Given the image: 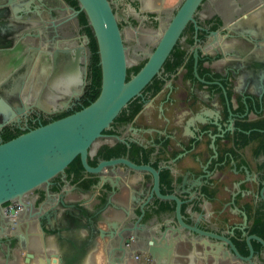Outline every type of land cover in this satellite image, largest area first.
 <instances>
[{"label":"flooded vegetation","instance_id":"af4514ba","mask_svg":"<svg viewBox=\"0 0 264 264\" xmlns=\"http://www.w3.org/2000/svg\"><path fill=\"white\" fill-rule=\"evenodd\" d=\"M109 2L135 59L128 79L184 0ZM81 12L72 0H0V143L80 108L100 88L96 40ZM46 47L63 60L67 91L55 93L71 96L68 107L29 93L33 58ZM103 133L88 149L99 171L78 155L81 167L65 168L68 183L51 179L52 215L81 206L95 226L119 232L114 245L139 264H154L151 247L163 248L168 264H264V0H199L159 70ZM144 166L157 171L158 193ZM45 199L37 188L24 203L0 204V264L41 257ZM96 246L106 256L107 240Z\"/></svg>","mask_w":264,"mask_h":264},{"label":"water","instance_id":"95a60500","mask_svg":"<svg viewBox=\"0 0 264 264\" xmlns=\"http://www.w3.org/2000/svg\"><path fill=\"white\" fill-rule=\"evenodd\" d=\"M76 1L79 10L85 13L96 40L100 65L99 92L93 100H89L80 108L73 109L66 115L49 120L0 143V204L10 199L24 203V198L28 192L43 188L46 195L45 204L48 205L45 211V220L48 223L42 227L44 234L58 237L60 235L59 229L63 227L60 219L74 215V217L81 219L77 225L87 230L88 244L92 246L93 252L98 251L97 240L103 244L107 240L110 246L109 249L105 250L108 261L110 264H120L130 255L129 250L121 251L119 246L114 245L116 238H120V233L116 232L114 228L105 230L95 226L88 212H85L81 206L78 207V204L85 202L86 199L74 200L68 204L72 207H78L80 212L65 209L58 217L52 215V211L56 209L52 204L51 197H55V194L50 190L49 184L57 174L65 177L66 166L77 155L80 156L87 171L100 170L103 162L97 167H92L88 163L90 145L98 137L103 136V130L111 126V122L119 111L127 105V102L134 95L140 93L144 85L159 70L199 0H184L176 15L165 28L156 48L149 53L147 61L128 79H126V72L129 61L126 47L117 23V17L109 0ZM60 56L57 49L51 50L46 47L40 50L36 58H33L32 68L27 77L32 100L37 99L41 93H46L49 97L58 99V103L62 107H68L67 103L71 96L68 94L65 99H60L55 93L59 91L60 87L63 88L61 93L63 91L66 94L67 91L66 80L59 79L60 65H64L63 60L59 59ZM39 104L40 102L36 105L39 106ZM144 168L155 175L154 189L158 193L157 171L149 166H144ZM102 179L105 178L102 177ZM64 181L68 183L66 179ZM60 195H63V192H60ZM83 219L85 221H82ZM37 236L39 239L40 235ZM56 237L46 244L48 248L52 249L46 258L48 264L50 256L57 257L59 255V261L63 260L61 257L63 254L60 255L54 251L57 249L55 246L58 245ZM36 250L37 248L34 249V251ZM147 251L154 260V264H168V261L164 260L166 253L163 248L154 250L151 247ZM27 255L30 258L33 257V253L29 250H27ZM53 261H56L55 258Z\"/></svg>","mask_w":264,"mask_h":264},{"label":"crops","instance_id":"0c3cea01","mask_svg":"<svg viewBox=\"0 0 264 264\" xmlns=\"http://www.w3.org/2000/svg\"><path fill=\"white\" fill-rule=\"evenodd\" d=\"M60 220L63 227L59 229L60 235L58 237L44 234V232L41 231L40 240L43 243L41 257L38 256V253H35L30 264H37V261L40 260V258L42 264H48L46 258L52 249L48 248L46 244L55 237L57 238L56 241L58 245L55 246L57 249L54 251L60 253V255L63 254V256L61 255L63 260H61V262L59 261V255L57 257L50 256L49 264H110L108 257L105 256L102 251H99L98 253L93 252V249L91 248L92 246L88 244L87 230L80 228L77 225L81 219H78V217L76 218L73 215L72 217L67 218L62 217ZM82 221H85V219ZM54 258L56 261H53ZM129 258L121 261L120 264H139Z\"/></svg>","mask_w":264,"mask_h":264},{"label":"trees","instance_id":"16d2710c","mask_svg":"<svg viewBox=\"0 0 264 264\" xmlns=\"http://www.w3.org/2000/svg\"><path fill=\"white\" fill-rule=\"evenodd\" d=\"M72 3H73V4H76L77 1H76V0H72ZM81 22H83V23L86 22V17H85V15H84L83 12H81ZM86 28H87V31H89V27H86ZM138 68H139V66H133V67L130 68L128 71H130V70H134V71H136ZM98 74H99V73H98ZM127 78H128V75H127ZM98 92H99V87H98V89L95 91V93L92 95V97H91L90 100H93V99L97 96ZM86 104H87V102H86ZM67 113H68V112H64V113L60 114L58 117H61V116H63V115H66ZM75 164H78V166L81 167V163H80V159H79V156H78V155H77V156H76V157H75V158L69 163L70 167H73V165H75Z\"/></svg>","mask_w":264,"mask_h":264},{"label":"rangeland","instance_id":"374dc122","mask_svg":"<svg viewBox=\"0 0 264 264\" xmlns=\"http://www.w3.org/2000/svg\"><path fill=\"white\" fill-rule=\"evenodd\" d=\"M134 60H135V59L132 58V57L128 59L129 62H133Z\"/></svg>","mask_w":264,"mask_h":264}]
</instances>
